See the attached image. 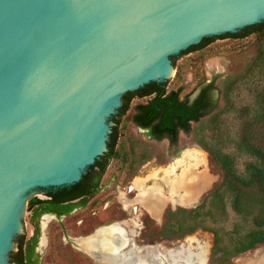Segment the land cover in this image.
Segmentation results:
<instances>
[{"label":"water","instance_id":"1","mask_svg":"<svg viewBox=\"0 0 264 264\" xmlns=\"http://www.w3.org/2000/svg\"><path fill=\"white\" fill-rule=\"evenodd\" d=\"M261 20L264 0H0V264L26 201L72 188L107 152L122 98L167 80L171 56Z\"/></svg>","mask_w":264,"mask_h":264},{"label":"trees","instance_id":"2","mask_svg":"<svg viewBox=\"0 0 264 264\" xmlns=\"http://www.w3.org/2000/svg\"><path fill=\"white\" fill-rule=\"evenodd\" d=\"M251 37L254 55L245 72L228 83L223 90L215 84L216 76L200 85L196 95L187 100L180 97L181 87H168L170 80L162 84L152 82L139 94L121 99L122 107L112 120L106 141V153L70 189L51 193L47 198L32 196L26 201L27 221L32 226L31 245L39 234L38 214L56 212L62 214L71 207H84L101 187V179L111 160L118 159L130 172L134 153L118 145V124L128 110L129 120L141 128L147 138L167 140L169 146L177 143L180 132L192 133L193 142L202 148L218 167L217 184L189 209L165 207L161 223L152 233L157 236L178 238L196 229L211 234L208 264H231V257L264 243V21L246 27L228 37L217 35L199 41L180 51V54L199 51L212 39L241 40ZM174 68L173 78L178 76L176 56L170 57ZM222 97L224 106L219 108ZM133 99H137L132 103ZM209 117V135L203 129L196 132L192 124H200ZM225 118L235 123L233 135L218 137L214 129L224 130ZM229 145H226V144ZM141 162L144 155L137 156ZM241 164H240V163ZM240 164V166H238ZM65 203V204H64ZM64 204L56 210L53 206ZM31 212V213H30ZM159 234V235H158ZM159 236V237H160ZM19 234L14 239V251L9 254L11 264H38L29 262L30 252L22 255ZM152 239V237H149ZM24 258V259H23ZM24 260V261H23ZM28 260V261H26Z\"/></svg>","mask_w":264,"mask_h":264},{"label":"rangeland","instance_id":"3","mask_svg":"<svg viewBox=\"0 0 264 264\" xmlns=\"http://www.w3.org/2000/svg\"><path fill=\"white\" fill-rule=\"evenodd\" d=\"M253 55L254 46L251 37L241 40L212 39L199 51L176 56L175 64L179 68V73L173 78L174 68H172V74L168 78L170 80L168 87L180 86V97L185 95L192 97L200 85L206 83L212 76H216L215 84L221 91L228 83L245 72ZM135 101L138 100L133 99L132 103ZM218 106L219 108L224 106L222 97L218 100ZM130 113L131 111L128 110L121 116L118 124V145L134 153L130 172L125 164L121 165L118 159L111 160L101 179V188L84 207L77 209L61 221L51 219L47 222L44 230L47 245L40 249L42 253L39 254L42 264L94 262V255L101 256L102 263L107 264L106 255L99 249L84 253L65 244L61 239L62 234L59 228L64 229L66 235L75 238L84 237L99 226L131 218L125 221L124 226L129 229L126 230L128 234L132 229L137 230L133 225L137 214L142 226L139 229V235L132 236L134 243L140 246L158 244L162 248H187L186 250L192 252L189 259L193 258L194 264L197 254H201L202 260L204 259L202 264H208L207 257L211 243L209 232L196 229L192 233L175 238L158 234L159 237L157 233H152V229L160 225L161 214L165 207L178 206L186 210L198 204L201 198L217 184L219 170L217 165L202 148L193 142L192 133L180 132L176 145L169 146L167 140L154 141L147 138L143 130L131 123ZM208 120L209 117L204 118L200 124L193 123V131L196 132L202 128L204 134L209 135L211 131ZM225 123L228 128L220 131L214 129L218 137L224 138V134L233 135L236 124L228 123V118H225ZM141 155L145 158L138 162L137 156ZM128 185L134 188L127 193L125 188ZM117 190L124 192V196L137 205L135 212L121 209ZM143 192L145 193L140 194ZM27 215V212H24L22 227L24 234L29 236L31 226L27 221ZM77 219L80 220L78 224L75 223ZM149 237L154 240L148 241ZM91 239H97V234ZM189 246L193 249L197 246L198 248L196 251H191L188 249ZM185 251L182 254L179 251L177 256L184 255ZM138 261L137 258L135 264ZM231 264H264V243L231 257Z\"/></svg>","mask_w":264,"mask_h":264},{"label":"flooded vegetation","instance_id":"4","mask_svg":"<svg viewBox=\"0 0 264 264\" xmlns=\"http://www.w3.org/2000/svg\"><path fill=\"white\" fill-rule=\"evenodd\" d=\"M179 55H181V54H179ZM196 93H197V91H196ZM196 93L192 97H189L188 95H185L183 97H186L187 100L189 101L196 95ZM139 129H141V128H139ZM133 188L134 187L131 185L130 189H133ZM145 192H151V191H145ZM145 192L140 193V194H144ZM33 196H36V197H39V198H47V191L43 190V189H39ZM64 204H57L55 206H53L51 204V206H53L56 210H59V209H61L64 206ZM119 205H120L121 209L124 210V211L128 210V211L135 212L136 209H137V205L136 204H135V208H132L130 206L122 207L121 206L122 204H120V203H119ZM79 208H82V207L76 205L74 207H71L67 212L62 213L60 215L56 214V212H48V211L39 213L38 216H37L39 234L37 236V240L35 242V245L28 246L32 242V241H30V236L32 235V226L30 224H29L31 226L30 235L27 236V235L24 234V232L21 233V234H24V237L21 239L22 240L21 241V244H22L21 245L22 255L23 254L26 255L27 253H29L30 250L28 252L27 249L31 247L32 251L29 253V262L30 263L36 262L38 264H42L41 261H40V255L39 254L42 253V250H40V249L42 247H46V245H47V238L44 235V230H45L47 222L50 221L51 219H54L56 221H58V220L61 221L63 218L68 217L69 214L75 212ZM25 212H26V210H25ZM155 218H158V217H155ZM127 219L131 220V218H127ZM126 220L110 222L107 225H103V226H99V227L95 228L93 230V232L91 234H89V235H86L84 237H76V238L73 237V236L66 235L64 233V229H62L60 227L59 229H60V232L62 234L61 235V239H62V241L65 244H69L72 248H75L78 251H83L84 253L91 252V251H89V250H87L85 248H82L80 246V244H82L85 241V239H87L89 237L93 238V236H95L97 234L98 229L102 228V229L105 230V228H107V227H109L111 225H117V226H119L120 228L123 229V232L125 234L124 237L126 238L125 242H122L121 246L119 247V250H117L115 252H111L109 250H106L105 248H100L99 249L106 255L107 262L109 264H135L137 258L139 259L137 264H144L147 261V257L146 256L147 255L150 256L152 254L151 252L148 251L149 248H151L152 251L155 253L152 256H155L156 260H160V262H162L164 264H174V262H172V259L178 260L177 262H175V264H184V261H183L184 256L183 255L177 256V254L179 253V251H180V254H182V252H184L187 248H183V249L182 248H178V249H176V248H162L158 244H145V245H141L140 246V244L134 243V241L132 240V236L134 237V236H138L139 235V233H140L139 229L142 226L138 214L135 216V221H134L135 223H133L134 227H136L137 230H135V229L133 230L132 229V230L129 231L128 234H127L126 230H129V229L128 228L126 229L124 227L126 225L125 224ZM43 222H44V224H43ZM75 223L76 224L80 223V220L79 219L75 220ZM127 235H129V236H127ZM137 240L141 241V239H138V238H137ZM147 240L148 241H153L154 239L149 238ZM73 243H75V245ZM14 245H15V243H14V240H13V248H12L11 251H14V249H15ZM131 245H132V247H131ZM124 248H126V249H124ZM197 248H198V246L195 247L194 249L189 246L188 249H190L191 251H196ZM92 251H95V250L93 249ZM130 251H133V253H130ZM86 255H88V254H86ZM94 258H95L94 262L82 261V262H78V263L79 264H104L101 261V256L94 255ZM26 261H28V260H26ZM188 264H194V259L193 258L189 259Z\"/></svg>","mask_w":264,"mask_h":264},{"label":"bare ground","instance_id":"5","mask_svg":"<svg viewBox=\"0 0 264 264\" xmlns=\"http://www.w3.org/2000/svg\"><path fill=\"white\" fill-rule=\"evenodd\" d=\"M172 73V72H171ZM182 191V190H181ZM185 191V190H183ZM44 224V222H43ZM104 229H98L97 231V239L92 240L90 237L85 239V241L80 244L82 248H85L89 251H92L93 249H100L105 248L106 250H109L111 252H115L119 250V247L121 246L122 242H125L124 232L123 229L120 228L117 225H111ZM78 242V241H77ZM149 252H151L150 256L147 255V261L144 264H164L160 262V260H156L154 255L155 253L152 251L151 248L148 249ZM192 255V252L186 250L184 253V264H188L189 257ZM117 258V257H116ZM204 260V259H203ZM202 256L201 254L196 255V263L195 264H202ZM178 260L172 259V262H177Z\"/></svg>","mask_w":264,"mask_h":264},{"label":"built area","instance_id":"6","mask_svg":"<svg viewBox=\"0 0 264 264\" xmlns=\"http://www.w3.org/2000/svg\"><path fill=\"white\" fill-rule=\"evenodd\" d=\"M130 187H131V185H128V186H126V188H125V191L128 193V192H131L133 189H130ZM117 192H118V199H120V200H122V202H119L120 204H122L121 206L122 207H127V206H130V207H132V208H135V204L134 203H128V199H127V197H125L124 196V192H121V191H119V190H117Z\"/></svg>","mask_w":264,"mask_h":264}]
</instances>
